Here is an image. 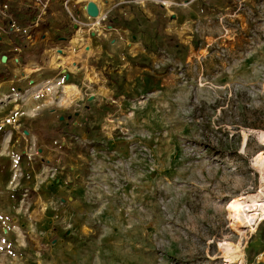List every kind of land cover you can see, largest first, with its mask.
<instances>
[{"label": "rangeland", "instance_id": "1", "mask_svg": "<svg viewBox=\"0 0 264 264\" xmlns=\"http://www.w3.org/2000/svg\"><path fill=\"white\" fill-rule=\"evenodd\" d=\"M168 1L46 46L50 95L0 84V264H264L227 208L264 186V0Z\"/></svg>", "mask_w": 264, "mask_h": 264}, {"label": "crops", "instance_id": "2", "mask_svg": "<svg viewBox=\"0 0 264 264\" xmlns=\"http://www.w3.org/2000/svg\"><path fill=\"white\" fill-rule=\"evenodd\" d=\"M61 1L51 0L48 13L38 21H36L37 6L29 0H10L8 8L1 10L3 16L0 17V75L3 76L4 73H8L10 79L0 77V84L20 83L24 84L23 86H26L27 90H30L31 86L37 83H49V80L36 81L34 78L35 75H38L39 78L42 73L40 72L42 69L40 62L43 54H45V47L57 39H64L68 33L75 30V26L71 24L69 19L62 16L57 10ZM122 1L102 0L103 9L108 11L109 16L112 15L114 19L116 18L115 20H118V10L115 12L113 9L117 8ZM73 7L75 10H79V7ZM12 20L18 24L31 27L32 40L30 42H25L19 35L9 31V23ZM13 37L20 40L13 41ZM3 56H5L4 61L2 60ZM26 68L31 71L26 73L28 70Z\"/></svg>", "mask_w": 264, "mask_h": 264}, {"label": "built area", "instance_id": "3", "mask_svg": "<svg viewBox=\"0 0 264 264\" xmlns=\"http://www.w3.org/2000/svg\"><path fill=\"white\" fill-rule=\"evenodd\" d=\"M34 5L37 6L38 12L36 14V21L45 16L48 13L49 5L51 0H29ZM90 0H62V6L66 10L69 16V21L71 24L75 26L76 29H80L81 27H86L88 30L94 28H101L105 26V23L108 22L109 13L107 10H99L98 4L99 0H92L91 2L95 3L98 13L95 16H91L87 13L86 5ZM161 6H166L170 4L168 0H155ZM10 4V0H6L1 6L3 10H6ZM80 4V10L82 13V18L73 10V5ZM101 7V6H100ZM9 31L16 35H19L20 38L24 39L25 42H30L32 40V29L28 25L18 24L16 21H10L9 23ZM17 50V48H14ZM54 88L51 83L40 82L33 86H31L30 90H26L25 93L29 94L32 99L38 100L41 99L44 95H50L53 93Z\"/></svg>", "mask_w": 264, "mask_h": 264}, {"label": "bare ground", "instance_id": "4", "mask_svg": "<svg viewBox=\"0 0 264 264\" xmlns=\"http://www.w3.org/2000/svg\"><path fill=\"white\" fill-rule=\"evenodd\" d=\"M90 1H92V0H90ZM98 7H99V10H101V7L99 4H98ZM77 38L78 37L74 36V38H72L70 41L73 48H75L77 46ZM50 63L60 65L57 62V60H55V59L50 60ZM65 87H69V88L72 87L73 88L72 85H66ZM253 161L256 163L255 165L259 168V171H260V174L262 177L261 179L263 182L264 181L263 180L264 179V174H263L264 151L256 152L254 154ZM259 190L258 191L260 192V194H262V196L264 197V186ZM259 192H257V193H259ZM256 194L255 195H247V196H240L239 195L238 197L235 196V197H232L230 199V201L228 202L227 208L230 209V217H231L232 223L236 226L237 229H239L240 227H246V226L253 227L254 226L253 221L255 219H259L260 222H261V220L263 221L264 200H257L256 198L259 195L257 196ZM245 200L247 201V203L245 202ZM223 245H221V246H223ZM224 247H226V246H224Z\"/></svg>", "mask_w": 264, "mask_h": 264}, {"label": "water", "instance_id": "5", "mask_svg": "<svg viewBox=\"0 0 264 264\" xmlns=\"http://www.w3.org/2000/svg\"><path fill=\"white\" fill-rule=\"evenodd\" d=\"M87 13L91 16H95L98 13V9L95 5V3L89 1L88 4L86 5ZM2 60H5V56L2 57Z\"/></svg>", "mask_w": 264, "mask_h": 264}]
</instances>
